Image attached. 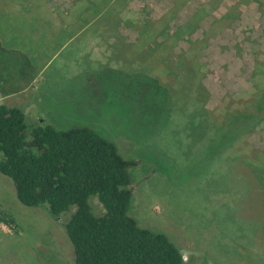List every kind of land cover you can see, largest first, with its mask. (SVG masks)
<instances>
[{"label": "rangeland", "instance_id": "rangeland-1", "mask_svg": "<svg viewBox=\"0 0 264 264\" xmlns=\"http://www.w3.org/2000/svg\"><path fill=\"white\" fill-rule=\"evenodd\" d=\"M208 1L189 0L172 25L184 23ZM217 1L192 39L201 38L215 17L230 13L231 25L226 28L239 27L243 19L245 34L237 42L228 32L224 45L235 43L232 47L238 52L250 49L248 60L255 67L249 74L246 66L235 86L220 74L219 85L204 54L210 70L203 79L210 93L204 105L173 111L172 90L158 93L149 87L152 67L140 64L145 59L137 56L135 29L121 27V35L133 41H117L122 45H116L112 54L114 34L106 30L107 20L90 23L86 32L79 30L74 38L63 33L60 24L65 19L59 12L71 0H48L54 16L44 26L35 24L37 10L25 16L10 10L11 16L0 18V104L14 106L29 98L31 103L23 104L29 126L42 121L58 130L87 126L114 142L125 159L137 163L130 170L131 215L139 226L168 235L187 264H264V174L242 160L243 153L234 144L236 134L212 123L207 114L220 106L225 95L252 87L257 60L264 63V0L261 7L258 1ZM174 3L134 0L127 3V16L158 19ZM21 7L19 1L14 4L26 12ZM76 23L77 18L71 25L77 27ZM1 33L9 35L8 43ZM188 45L181 42L175 51ZM213 60L224 64L222 57ZM109 66L125 71L114 74L106 69ZM169 79L163 84L167 86ZM214 85L221 95L225 93L223 97L216 96ZM248 141L264 151V125ZM90 202L95 213L104 212L97 198ZM75 209L54 219L45 207L25 206L16 196L13 181L0 173V214L11 221L0 220V264H74L64 224Z\"/></svg>", "mask_w": 264, "mask_h": 264}, {"label": "trees", "instance_id": "trees-1", "mask_svg": "<svg viewBox=\"0 0 264 264\" xmlns=\"http://www.w3.org/2000/svg\"><path fill=\"white\" fill-rule=\"evenodd\" d=\"M17 1L26 12L13 8L11 3ZM129 1L74 0L69 9L59 12V17L65 19L61 31L74 37L100 20H107L109 32L122 24L135 29L137 56L145 59L140 64L152 67L148 86L158 93L172 90L173 111H185L195 103L206 104L210 93L203 79L210 70L203 61L204 50L211 38L231 25L230 13L215 17L203 36L193 40L217 0L205 2L184 23L174 26L173 20L189 0H175L162 17L143 20L127 16ZM244 1H258L262 6L260 0ZM5 6L13 9L6 12ZM10 10L21 16L37 10L34 21L38 27L54 16L44 0H0V18L11 16ZM75 18L77 27L71 25ZM181 42L189 45L177 53ZM116 45L111 47L114 51ZM168 79L171 81L166 86L162 80ZM250 82V89L225 95L220 106L207 110V114L212 123L236 134L234 144L242 151V160L264 174V151L248 141L249 135L264 125V63L259 60ZM136 164L125 159L114 142L93 128L58 130L45 121L29 126L21 108L0 104V173L13 181L23 205L45 207L54 219L76 207L64 224L73 246L74 264H187L168 235L139 226L131 215L134 199L130 170ZM91 198L98 199L102 214L93 211ZM6 217L0 214V220L11 222Z\"/></svg>", "mask_w": 264, "mask_h": 264}, {"label": "crops", "instance_id": "crops-1", "mask_svg": "<svg viewBox=\"0 0 264 264\" xmlns=\"http://www.w3.org/2000/svg\"><path fill=\"white\" fill-rule=\"evenodd\" d=\"M73 1L74 0H71L70 5L68 7H66V9H64V10L69 9L70 6L72 5ZM132 1H134V0L129 1V3L130 2L132 3ZM44 3L48 4V0H44ZM11 4L13 5V8H14V4H16V2L15 3L12 2ZM127 9H128V5H127ZM17 10H19V9H17ZM240 21H241V25L239 27L225 28L222 32H219L216 36L211 38L209 41V44L207 45V47L204 50L205 56H207V58H209V60H210V63H209V67L211 70L210 74L214 75V77H216V81H219L218 82L219 85L221 84V81H220L221 75L220 74H223V76L225 77V80L228 83H231L232 86H235L237 84L235 79L241 78V75L244 72L246 66L248 67V69H250V71H248L249 74L253 70V68L255 67V62L253 60H248V57L250 55V51H249L250 49H248L247 52H242V51L238 52L236 47L235 48L232 47L235 45V43H233V45L230 47H227L224 45V43H226L225 41L229 37L228 32H232V36H233L235 41H237V42L241 41L240 38H242V36L245 34V31H244L245 27L242 25L243 19ZM122 26H124V24H122L120 27H118L119 29L113 31V33H112V34H114L113 35V41L115 42L114 43L115 45L117 44V41H120L123 43L125 42L124 44H126L127 42L133 41V39H131L129 41L127 39V37H125L124 35H121V27ZM205 30H207V28H205ZM78 35H79V33L75 34L74 37H76ZM136 35L137 36H135V37H138V33ZM8 36L9 35H7V34H6V36L4 34H1V38H2L3 42L8 43V40H7ZM124 38H126V39L124 40ZM237 44H239V43H237ZM121 45H122V43H118V46H121ZM110 48H111V46H110ZM110 52L112 54L115 51L111 48ZM215 57L216 58L217 57L224 58V64L221 65L218 62H216L215 60H213V58H215ZM106 69L114 71V72H112L114 74H115V72H119V74H120L124 70L122 68H118V67H114V66H109ZM247 86L248 85L246 83V85H244V88H248ZM214 88L217 89V86L214 85ZM217 90H218V93L216 94V96L219 95L218 98L223 97V94H225V93H223L221 95L220 90L219 89H217ZM211 94H212V98H214V96H215L214 93H211ZM10 96H12V95H10ZM27 99L20 102V104H17L14 106L19 107L24 111V109H23L24 105L23 104L26 105L27 104L26 101L30 102L29 98H27Z\"/></svg>", "mask_w": 264, "mask_h": 264}]
</instances>
